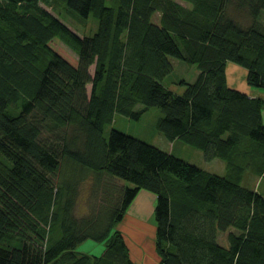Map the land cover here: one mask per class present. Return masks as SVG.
Instances as JSON below:
<instances>
[{"label":"trees","instance_id":"obj_1","mask_svg":"<svg viewBox=\"0 0 264 264\" xmlns=\"http://www.w3.org/2000/svg\"><path fill=\"white\" fill-rule=\"evenodd\" d=\"M183 1L0 0V264H138L111 231L142 189L156 197L159 264H264V193L249 183L264 178V96L226 72L242 65L264 89V0ZM61 9L93 15L96 30L79 34ZM173 58L198 68L183 93L166 83ZM152 107L168 140L225 170L114 127L105 135L117 113L137 120ZM86 178L91 206L79 197ZM88 238L104 251H78Z\"/></svg>","mask_w":264,"mask_h":264},{"label":"rangeland","instance_id":"obj_2","mask_svg":"<svg viewBox=\"0 0 264 264\" xmlns=\"http://www.w3.org/2000/svg\"><path fill=\"white\" fill-rule=\"evenodd\" d=\"M181 3L188 5L183 0H179ZM48 8L52 11V7ZM55 12V11H54ZM59 17L73 30L77 31L79 34H87L92 33L97 28V19L94 18L93 15L90 16V18L87 21H81L77 20L76 18L69 15L66 11L60 10L57 12ZM159 12H156L153 15V20L157 21L159 20ZM246 19L245 17H243ZM68 47V46H67ZM69 48V47H68ZM70 49V48H69ZM178 61L184 63L180 64ZM173 62L175 63L176 70L166 79L167 85L174 90L177 93H183L185 91V85L179 82L181 79H186L188 81H193L196 77V73L198 71V68L195 64L185 63L179 59L173 58ZM178 62V63H177ZM186 64V65H185ZM226 72H227V80L229 85L234 86L241 91L247 92L245 89H256V87H252L247 82V69L243 67L242 65H239L235 62H228L226 65ZM162 114L159 108L152 107L149 110H147L140 119H133L126 115L117 113L115 115V118L113 122L108 125L105 129V135H108L110 130L114 127L120 130H123L125 132H128L132 135H135L139 138L145 139L167 151H170L183 159L195 163L201 167H204L206 169H211L214 171H224L225 170V162L220 158H215L214 160H206L204 157V153L201 149L194 147L192 145H189L179 139L175 141L168 140L162 133L159 131V129L156 126V122L158 117ZM95 176L92 172L90 174H87V177ZM107 177V175H104ZM107 179V178H106ZM88 180V181H87ZM90 178H86V180H83L81 182V190H80V196H84L86 193L89 194L88 196V205L92 203V198L96 197L95 195V184L89 183ZM113 181L116 183L117 186H122V184H125L123 181L118 180L117 178H113ZM250 185L252 187H256L257 190L264 193V178L262 176H250ZM108 184H112V186H115L111 181H106ZM127 185L133 186L132 183L125 181ZM103 187H100L99 190L101 191ZM102 192V191H101ZM96 198H99L97 195ZM83 199V198H82ZM81 200V198L79 199ZM90 201V203H89ZM91 206V205H90ZM84 212L87 211L86 203L81 200L78 211ZM121 221H118L115 226L113 227L111 234L114 233L115 230L119 229ZM121 229V228H120ZM109 234V235H111ZM139 234H137L138 236ZM151 238L150 234L148 232H143L141 234V239L143 241H148ZM220 241L222 243L227 242L226 234L221 233L219 235ZM133 239V237H132ZM105 240L97 241L91 238H88L83 244L79 243L77 245L78 251H93L99 249L100 247L104 248ZM91 249V250H90ZM99 251H102L99 250ZM88 253V252H87ZM102 252L96 253L100 254ZM151 256L146 254L143 258L142 264H151Z\"/></svg>","mask_w":264,"mask_h":264},{"label":"crops","instance_id":"obj_3","mask_svg":"<svg viewBox=\"0 0 264 264\" xmlns=\"http://www.w3.org/2000/svg\"><path fill=\"white\" fill-rule=\"evenodd\" d=\"M251 95H263L264 89H245ZM264 116V112H263ZM256 188V187H255ZM156 204V197L153 193L147 190H140L129 208L125 212V217L118 227L122 231L127 245L130 250V255L134 261L138 264H142L144 256L146 254L150 255L151 264H159L160 256L157 252L156 242H155V232H156V220L154 215V207ZM121 228V229H120ZM143 232H148L151 238L148 241H143L141 239V234ZM137 234H139L137 236ZM133 237V239H132ZM87 240V239H86ZM86 240L82 241L83 244ZM102 251H99L101 250ZM105 249L100 247L94 252H103ZM91 250V249H90ZM90 254L93 251H81ZM101 254V253H100Z\"/></svg>","mask_w":264,"mask_h":264}]
</instances>
